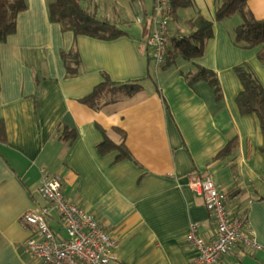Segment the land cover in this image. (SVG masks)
<instances>
[{
  "label": "crops",
  "instance_id": "0c3cea01",
  "mask_svg": "<svg viewBox=\"0 0 264 264\" xmlns=\"http://www.w3.org/2000/svg\"><path fill=\"white\" fill-rule=\"evenodd\" d=\"M100 1L97 16L125 35L105 41L62 32L48 19L47 0H26L15 33L0 45V264H43L24 254L32 232L20 222L49 206L38 191L42 173L59 176L65 197L116 240V260L108 264H195L197 252L186 240L190 224L205 240L215 230L189 185L205 171L225 193L228 212L261 246L251 252L237 244L223 264H264V140L257 118L242 115L235 103L242 86L233 71L248 65L264 88L261 46L233 44L240 15L216 23V0H191L172 16V59L158 66L145 44L153 0H131L138 8L133 19L126 4ZM247 10L264 20V0H247ZM197 17L212 23L213 36L203 56L188 61L172 41L187 37ZM74 47L80 65L68 77L60 55ZM197 66L216 75L221 98L205 82L188 85L184 75ZM104 76L141 90L118 93L110 104L102 99L97 108L83 103ZM64 126L75 131L74 140L58 138ZM98 128L115 143L120 136L112 130L123 131L130 158L118 160L116 150L100 155ZM47 224L64 236L54 212Z\"/></svg>",
  "mask_w": 264,
  "mask_h": 264
},
{
  "label": "trees",
  "instance_id": "16d2710c",
  "mask_svg": "<svg viewBox=\"0 0 264 264\" xmlns=\"http://www.w3.org/2000/svg\"><path fill=\"white\" fill-rule=\"evenodd\" d=\"M172 6V16L176 18V12L181 8L192 6L191 0H170ZM217 8L215 12V22L220 23L232 18L234 15L242 17V23L234 30L233 44L244 49L260 47L257 59L264 64V20H256L247 10V0H216ZM81 0H47L48 19L51 23L58 24L62 32L71 31L75 36H86L98 40H114L125 35L116 28V25L101 17H98L93 8L87 9ZM26 0H0V45L7 37L16 31V16L26 10ZM191 33L182 39L173 40L172 46L177 55L183 59L192 61L203 56L206 42L213 36L212 23L197 17L189 23ZM167 52V62L170 63L172 57ZM61 59L66 69V76L75 77L78 74L80 65L79 55L74 48L69 52H61ZM239 79L242 90L235 99V103L242 115H254L259 123L260 132L264 140V88L256 78L254 73L246 64H240L233 68ZM38 75V74H37ZM189 86L193 87L198 82H205L213 91L216 99L221 98L218 80L216 75L197 66L193 72L184 75ZM36 84L39 80L36 77ZM141 90L138 84H117L112 82L108 76H104L101 84L93 88L92 93L82 100L90 107L97 108L102 99L107 104L112 103V97L118 93L128 96L134 95ZM106 104V105H107ZM103 141L97 146L100 155H105L111 151L119 152V159H129L130 156L124 146L125 133L117 128L112 131L120 136V142L111 140L108 133L98 128ZM2 124L0 123V135L2 134ZM58 138L63 141L75 139V131L64 126L60 129ZM233 142L230 143V145ZM264 154V144L261 149Z\"/></svg>",
  "mask_w": 264,
  "mask_h": 264
},
{
  "label": "built area",
  "instance_id": "2783aa9c",
  "mask_svg": "<svg viewBox=\"0 0 264 264\" xmlns=\"http://www.w3.org/2000/svg\"><path fill=\"white\" fill-rule=\"evenodd\" d=\"M171 20L170 0H153L152 30L145 44L158 66L163 65L167 59L171 44ZM189 185L203 198L215 227L213 238L205 240L198 233V225L190 224L186 240L197 252L195 264H223V259L237 244L244 245L251 252L261 249L243 231L244 222L228 212L225 193L215 186L207 171L191 180ZM38 191L49 206L39 213H25L21 216L22 225L31 228L32 232L31 238L24 245L26 256L40 260L43 264H108L116 260V240L106 233L92 214L65 197L59 176L49 178L42 173ZM51 212L57 215L63 227V237L52 232L47 224Z\"/></svg>",
  "mask_w": 264,
  "mask_h": 264
},
{
  "label": "rangeland",
  "instance_id": "374dc122",
  "mask_svg": "<svg viewBox=\"0 0 264 264\" xmlns=\"http://www.w3.org/2000/svg\"><path fill=\"white\" fill-rule=\"evenodd\" d=\"M120 2H122L123 4H126V13L127 16L129 17L131 15L132 12L138 10L137 6L135 4H133L131 2V0H118ZM82 5L85 7L87 3H89L90 5L87 6V9L89 11H91V9L93 8V10H96L98 8H100L101 6V1L100 0H81ZM99 11V10H98ZM129 18L133 19L134 15H131Z\"/></svg>",
  "mask_w": 264,
  "mask_h": 264
}]
</instances>
